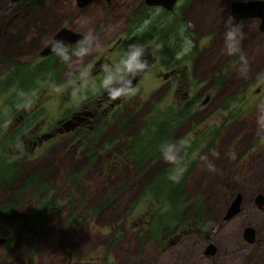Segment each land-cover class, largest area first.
Returning <instances> with one entry per match:
<instances>
[{"label":"rangeland","instance_id":"rangeland-1","mask_svg":"<svg viewBox=\"0 0 264 264\" xmlns=\"http://www.w3.org/2000/svg\"><path fill=\"white\" fill-rule=\"evenodd\" d=\"M184 1L179 0L178 7ZM230 1L188 0L190 11L176 8L177 25L179 16L186 15L191 17L187 25L204 31L193 33V53L198 58L196 63L189 59L185 65L189 70L182 69L184 74L188 72L186 84L174 92L181 84L174 83L163 97L152 89L160 80H145L138 97L126 101L128 111L138 105L133 119H141L160 97L161 108H168L178 103L175 96L186 89L191 96L201 94L189 121L176 134L177 141L186 140L187 135L192 138L181 187L184 208L168 207L166 192L156 196L148 191L157 172L168 169L172 174V165L163 159L138 172L125 159L127 143L123 139L96 152L77 148L69 135L59 137L32 153L26 149L30 161L13 181L14 193L4 189L5 185L0 187V205L15 197L13 209L0 210V237L8 240L0 245V264H21L26 254H34L35 264H180L176 260L181 264H264V208L258 209L253 200L258 193L264 195V127L258 123L264 115V79L259 77L264 73V32L257 18L243 23L246 35L241 47L250 66L243 78L238 56L225 50L224 22L231 16ZM214 73L223 79L212 80ZM23 87L26 97L35 102L40 94L43 100L49 96L41 109L53 121L58 113L55 98L64 88L63 82L36 80ZM126 132L137 134L138 127L129 124ZM213 151L219 156H213ZM3 153L10 158L11 167L19 165L13 163L22 156H15L17 149L5 146ZM116 154L120 157L115 158ZM201 156H207L218 171H208ZM5 161L0 160V172L10 174ZM34 169H38L37 175L43 174L44 186L23 191L24 176ZM156 184L169 191L165 177H158ZM237 193L242 196L241 210L225 220ZM246 226L254 230L252 243L243 238ZM179 234L182 237L176 244ZM210 244L216 247V255L204 256ZM164 248L168 250L163 252Z\"/></svg>","mask_w":264,"mask_h":264},{"label":"flooded vegetation","instance_id":"flooded-vegetation-1","mask_svg":"<svg viewBox=\"0 0 264 264\" xmlns=\"http://www.w3.org/2000/svg\"><path fill=\"white\" fill-rule=\"evenodd\" d=\"M178 1L176 0L168 8L163 4L148 3L147 0H1L5 5L3 7L0 2L1 105L12 106L15 103L12 96L15 95L17 86L18 88L19 86L22 87L21 83L28 85L36 80H40V82L57 80L63 82L64 88L55 98L58 113L53 121L47 119L41 109L49 96L43 100L40 94L32 109L27 112H16L13 108L14 123L12 126L7 128V131L0 126V136L3 138L0 140V156L8 158L9 161L10 158L4 156L6 154L3 153V149L5 146L13 148L17 140L20 139L24 143V151L22 156L14 159L13 163L24 164L30 161L27 148L32 153L36 149L43 148L44 144H49L66 135L71 136V140L76 142L77 148L94 149L96 152H99L97 151L99 148L113 147L117 140L123 139L127 143V150L124 154L126 156L132 145L130 140L134 139L142 129H146L148 123L153 120L154 131H158L156 141H162L167 130L171 134L167 141L157 145L156 148L154 147L155 156L149 157L144 163L152 164L153 161L162 159L160 155L161 145L181 141H177L176 134L189 121L193 106L201 94L194 97L186 89V92L181 96H175L178 103L168 105V108H161L160 97L157 99L158 104L153 103L144 115L142 114L141 119H133L137 116L136 106L138 105L133 106L132 110L128 111L126 101L131 98L111 100L106 92L93 93L88 91L86 93L87 98L81 99L85 92L83 82L79 77L83 68L91 64L94 65L91 75L99 82L103 76L101 69L104 64L111 65L117 61L127 50L129 44L140 43L145 47V58L149 62V68L133 80L134 86L141 87L145 80L158 82L160 80L157 87L153 84V91L161 92V95L165 97L174 83H181L174 88V92H180L186 84L188 73L186 71L184 74L182 69L189 70L185 66L189 63V59L196 63L198 58L193 53L191 41L193 33L196 31L197 34H202L204 31L201 32V29L196 26L187 25L188 19L191 17L188 18L186 15L179 16L180 23L177 25L176 8L184 10V12L191 10L188 0L182 2L179 7ZM232 1L243 2L245 0H231L229 3L230 14L235 22L244 23L248 19H259L258 17L237 18L233 15ZM157 9H159V13L153 15ZM142 27L145 30L140 35H135L137 29ZM63 28L80 35L79 39L68 44L71 48L76 47L77 41L82 38L85 32L92 30L100 39L101 49L85 57L83 66L74 65L71 68L61 62L52 52L43 54L42 52L45 50L44 40L54 37ZM33 29H35V35H33ZM207 31L209 30L207 29ZM187 41H191V52L183 56L182 59H177V53L186 46ZM203 51L204 48L202 47L198 53L202 54ZM234 61L230 64L233 65ZM222 79L220 75L215 73L212 75V80ZM73 81H76L75 85H73ZM207 101L208 97L203 100L204 103ZM78 103L79 107H77ZM154 107L156 108L154 109ZM178 120L179 125H177ZM162 123L167 125V128L163 127L161 130ZM0 124H2V119H0ZM129 124H135L138 127L136 135L126 132ZM187 137L189 136H184L185 139ZM95 138L101 139L95 141ZM16 155L21 154L18 152ZM119 157L116 154L115 158ZM125 159L128 158L125 157ZM240 210L241 204L236 215ZM244 230L243 238L252 243L254 233L252 241H249L244 236ZM183 233L185 232H180V234ZM180 234L175 237L176 244L181 240L182 235L180 236ZM0 238L4 239L3 243L0 244L1 246L8 242L6 237ZM175 242L172 241L171 244H175ZM163 250L165 252L168 248ZM213 250V252L207 253L206 248L204 256H215L217 250L215 246ZM33 255L26 254L28 257L21 264H35ZM59 256L63 255L60 254ZM177 262L181 264L180 260L175 261V263ZM182 263L187 264V261ZM133 264L141 263L135 262Z\"/></svg>","mask_w":264,"mask_h":264},{"label":"clouds","instance_id":"clouds-1","mask_svg":"<svg viewBox=\"0 0 264 264\" xmlns=\"http://www.w3.org/2000/svg\"><path fill=\"white\" fill-rule=\"evenodd\" d=\"M159 13V9L153 15ZM225 33V50L228 55L238 56L239 64L238 71L243 78H247L250 71L249 62L246 54L242 50L241 43L245 39L244 24L242 22H234V18L229 16L224 22ZM146 27V25H145ZM145 30L144 27L137 29L135 35H140ZM35 35V29H33ZM44 46L48 47L50 51L58 57L61 62L68 65L70 68L74 65L83 66L85 57L90 56L93 52L101 49L102 45L98 35L92 30H88L82 35V38L77 41L76 47L71 48L63 40H57L55 37L44 40ZM191 41H187L186 46L177 53L176 58L182 59L183 56L191 52ZM94 65H87L80 73L79 79L83 82V89L85 95L81 99H86V93L92 91L93 93L106 92L109 99L118 100L121 98H132L139 94L140 89L135 87L133 80L144 73L149 68V62L145 58V47L140 43L129 44L127 50L119 57L113 64H104L102 66L103 76L97 82L92 77L91 73ZM71 75V74H70ZM261 79H264V73L259 74ZM76 81H73L75 85ZM17 100L14 105H0V119L4 128H10L14 123L12 115L13 108L16 112L30 111L35 104L34 100L28 99L24 90L19 89L16 92ZM79 107V103L77 104ZM258 123L264 127V115H262ZM192 138L181 140L179 143L173 141L162 144L160 148V155L162 159L172 165V174L170 179L179 183L187 171L188 163L185 160L186 150L191 147ZM14 148L22 155L24 151V143L18 139ZM213 156L218 157L219 153L213 151ZM200 160L204 162L205 168L210 172H217L218 169L214 164L208 161L207 156H201Z\"/></svg>","mask_w":264,"mask_h":264},{"label":"trees","instance_id":"trees-1","mask_svg":"<svg viewBox=\"0 0 264 264\" xmlns=\"http://www.w3.org/2000/svg\"><path fill=\"white\" fill-rule=\"evenodd\" d=\"M26 83H21L20 89H24L23 86H25ZM29 85V84H28ZM180 122L179 120L177 121V125H179ZM163 127L167 128V125H165L164 123L161 124L160 129L162 130ZM157 132L158 131H154V123L153 120L151 121V123H148V127L146 129H142L140 131V133L134 138L131 139V147L128 149L127 153H126V158L130 159L133 163L134 166L136 167V170L138 172H142L145 170V168L148 166L147 164L144 163V161L146 159H149V157H153L155 156V148L157 145L165 142L168 140L169 136H170V132L167 130V134L166 136H164V138L162 139V141H156L157 140ZM155 147V148H154ZM6 160L5 164L9 167L10 170V174L9 173H1L0 172V187H2L3 185H5L4 189L6 190H11L13 193L15 191V187L13 184V181L16 179V177L20 174V170L21 167L23 166V164H20L18 166H13L9 165L11 164L10 161H8V158H4L0 156V160ZM146 165V166H144ZM170 169V168H169ZM38 169H34L31 173L28 172L25 176H24V180H23V191L27 190V189H41L44 186L43 180H42V175H37V171ZM171 170V169H170ZM40 171V170H39ZM170 171H168V169L165 171H162V174L160 173H156L154 176V181L152 182L153 184L150 186V189H148V191L153 192L154 195H159V193H161V195H165L164 192H166L165 198L168 199V203L170 205H168V207H173L174 209H183L184 208V199H185V194L182 193L181 187L184 184V176L183 178L180 180L179 183L174 182L172 179H170V175H169ZM158 177H165L166 179H168V184H169V191H166L167 189H163L160 190L157 187L156 184V179ZM172 183L174 184L172 185ZM22 191V193H23ZM184 197V198H183ZM15 201V197L14 196H10L9 198H7L4 203H2L0 205V210L3 212L6 208H11L13 209L15 206V203L13 202ZM181 223H178V225H180Z\"/></svg>","mask_w":264,"mask_h":264},{"label":"water","instance_id":"water-1","mask_svg":"<svg viewBox=\"0 0 264 264\" xmlns=\"http://www.w3.org/2000/svg\"><path fill=\"white\" fill-rule=\"evenodd\" d=\"M176 0H147L148 3L151 4H163L166 7H171V5ZM232 11L233 15L237 18L243 19L247 17H258L260 19L259 29L264 32V0H249V1H234L232 2ZM57 40H63L66 44H70L77 39H79L80 35L75 32L63 28L61 29L55 36ZM50 49L45 47V50L42 52L43 54L50 53ZM242 202V196L240 193L236 194L235 199L231 202L229 208L226 211L224 219H230L240 209V204ZM254 203L258 209H262L264 206V195L262 193H258L255 195ZM254 230L252 227L248 226L244 230V236L247 240L252 241ZM4 241L3 238H0V244ZM214 245L210 244L207 247V253L213 252Z\"/></svg>","mask_w":264,"mask_h":264},{"label":"bare ground","instance_id":"bare-ground-1","mask_svg":"<svg viewBox=\"0 0 264 264\" xmlns=\"http://www.w3.org/2000/svg\"><path fill=\"white\" fill-rule=\"evenodd\" d=\"M233 2V1H232Z\"/></svg>","mask_w":264,"mask_h":264}]
</instances>
